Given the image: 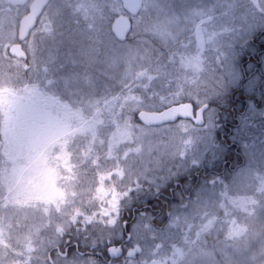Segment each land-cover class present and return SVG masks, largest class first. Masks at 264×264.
<instances>
[{
  "label": "trees",
  "instance_id": "1",
  "mask_svg": "<svg viewBox=\"0 0 264 264\" xmlns=\"http://www.w3.org/2000/svg\"><path fill=\"white\" fill-rule=\"evenodd\" d=\"M222 1L227 4V19L224 17L222 28L225 27L224 36L232 45L216 56L211 54L213 49L202 50L195 39L199 16L193 24L186 20L178 22L180 35L172 39L166 40L151 31L134 38L129 35L125 42L119 43L108 30L114 14L101 0H58L51 6V15L47 21L51 25L50 35L36 40L33 56L27 54L24 61L9 56L5 48L6 41L0 36V90L8 89L15 93L22 90L27 98L34 101L37 97L35 92H44L60 100L61 103L51 106L60 117L64 114L72 123L98 130V136L77 133L68 143L60 169L62 187L68 192L69 202L73 203L69 209L75 211L73 215L76 218L54 213L53 217L62 222L63 242L53 246L63 248L75 242L79 248L86 249L94 244L97 247L111 244L118 231L122 232L121 223L130 222L132 210L136 215L140 211L146 212L150 228L158 231L171 227L170 231L174 233L172 225H175L177 217L171 210L190 209L188 205L204 185L206 191L202 195L206 196L210 195L211 188L221 194L223 185L229 186L235 172L245 162L240 136L253 134V127L247 122L244 124L243 120L247 118V112L260 111L264 107V6L260 5V13L262 8L263 14L257 22L254 20L255 7L260 0ZM163 3L169 13L182 10V7L176 5L177 0H163ZM220 10L206 14L205 26L215 24L213 22L219 19ZM244 38L247 40L241 43ZM131 42L137 51L136 58L132 57L134 54L130 55L131 76L125 84H109L110 89L107 91H103V86L99 84L93 93L95 98L101 97L98 101L74 98L67 94V89L63 87L64 79L75 73V68H80L78 64L74 67L72 62L76 52H80L79 56L91 54L89 50L92 44H100L116 52L118 46ZM191 54H199L203 59L195 83V78L183 66L184 60ZM93 73L99 74V71L94 70ZM194 89L205 98L204 104L208 107L206 112L213 114L210 141L213 156L210 153V156H205L197 164L188 163L183 158L178 170L176 160L165 161V158H160L155 161L153 158L147 159V156L143 158L138 149L143 142L135 138L138 134L135 126L141 125L137 112L142 109L160 111L169 105L184 102L197 107L192 98ZM166 98H172V103L166 105L162 102ZM46 102L41 99L37 103L43 105ZM58 107L62 113L57 110ZM180 121L183 120L177 122ZM185 122L191 128H197L191 122ZM174 124L165 126L173 127ZM161 127L141 125L143 130H158ZM126 151L131 153L130 157L122 158ZM111 153H114L113 157ZM144 160L146 163L149 161L148 168L158 162L161 172L152 179L143 175L142 171L147 168ZM0 162L4 166L3 157H0ZM116 168H124L125 175L131 177V180L128 183L120 180L116 173L113 174ZM213 197H209L207 207L215 204V208L223 195H215L216 199ZM3 201L1 196L0 216L4 217L10 216L18 206L17 219L33 210L37 212L36 220L44 217H40L44 209L56 212L55 205L45 201H30L28 204L20 202L21 205H12L14 207L4 206ZM204 207L205 204L200 205L201 209ZM193 214L183 217L190 221ZM213 229L216 226L203 236V241L208 244ZM20 233V230L13 227L7 229V235L0 244L15 242ZM177 236L178 232L167 240L168 243L176 242ZM202 243L200 241V245ZM48 247L45 241L37 243V258L33 264H47L41 251Z\"/></svg>",
  "mask_w": 264,
  "mask_h": 264
},
{
  "label": "rangeland",
  "instance_id": "2",
  "mask_svg": "<svg viewBox=\"0 0 264 264\" xmlns=\"http://www.w3.org/2000/svg\"><path fill=\"white\" fill-rule=\"evenodd\" d=\"M57 1L52 0L48 5L41 20V30H37L28 40L21 41L28 55H32L37 44L35 41L37 33L44 32L47 23L45 21H48L51 15V6ZM101 1L110 7L114 16L123 13L118 0ZM176 5L182 7V10L169 13L165 10L163 0H143L140 14L132 18L130 37H138L152 31L169 40L180 35L181 28L178 22L186 20L193 24L194 19L199 16L195 39L202 50L213 49L211 54L216 56L232 45L224 36L225 27L222 28L227 19L226 2L224 4L222 0H177ZM184 5L187 7H183ZM260 5L264 6V0L257 2L255 7L254 20L257 22L264 13L262 8L260 13ZM24 8L12 7L6 0H0V36L6 41V51L10 44L17 42L16 23L18 15L24 12ZM217 9H221L219 19L213 22L215 24L205 26L206 14ZM257 22L254 23L255 26H258ZM246 40L244 38L240 42L244 43ZM131 45L132 42L118 46V50L112 52L106 46L92 44L89 50L91 54L80 55L82 59L79 56L80 52H76V58L72 59V62L74 67L78 64L80 68H75V73L65 77L63 87L67 89V94L74 98L98 101L101 97L95 98L93 93L99 84L103 86V91L110 89L109 84H125L126 79L131 76L130 55L134 54L132 57L136 58L137 50ZM201 62L203 59L199 54H191L183 62L186 71L195 78L193 83L197 82ZM120 67L122 68L119 69ZM262 69L264 70V58ZM94 70H98L99 74L93 73ZM35 93L37 97L34 101L27 98L22 90L16 93L8 89L0 90V157L4 158V166L0 162V197L3 196V205L8 207L21 205L20 202L28 204L30 201H45L49 205L54 204L56 212L44 209L40 216L44 217L36 220L37 212L33 210L17 219L20 207L18 206L12 210L10 216H0V242L6 237L7 229L13 227L21 231L15 242L0 244V264H33L30 256H35L38 252L37 243L45 241L46 245L48 243L49 246H53L63 242L62 222L53 217L54 213L68 214L71 215V219L76 218L73 215L75 211L69 209L73 203L69 202L68 192L62 187L60 167L64 163L63 157L67 152L68 143L75 134L98 136L97 128L72 123L64 114L60 117L51 107L52 104L61 103L60 100L41 91ZM199 94L202 93L197 89L192 92L193 102L197 106L204 104L205 100L203 95ZM41 99L49 101L41 105L37 103ZM172 101V98H166L162 102L169 105ZM262 104L264 106V102ZM57 110L62 113L59 107ZM212 115L209 111L204 113L205 124L197 128H191L185 121L177 122L173 127L163 126L158 130H143L141 125H136L138 134L135 138L143 142L142 146L138 147L141 156L153 158L155 161L160 158H165V161L176 160V169L180 167L183 158L187 159L188 163H199L205 156L213 154L210 144ZM246 115L244 121L253 127V134L240 136V143H244L242 146L246 161L235 172L229 186L223 185L221 194H217L211 188L209 196L202 195L206 187L204 185L200 188L194 198L200 202L197 204L192 202L189 205L194 213L189 219L191 223L187 218L177 216L175 225H172L174 233H171V227L157 231L150 228L147 222H141L131 228L134 240L142 246L146 257L161 259L164 264H264V107L253 113L251 110ZM258 143L259 146H256ZM260 144L263 146L260 147ZM130 152L126 151L121 157H130ZM112 155L114 153H111ZM143 163L147 168L142 174L150 179L161 172L158 162L153 163L155 165L153 167L151 165L150 168L148 160L147 163L145 160ZM124 171V168H116L113 174L116 173L120 180L128 183L131 177L125 175ZM215 195L223 197L217 201L215 208V204L207 207L209 197L214 196L213 199H216ZM202 204L206 207L201 209ZM221 213L223 218L220 221ZM57 214L55 215L58 216ZM215 226L214 235L217 234V242L208 244L207 241H203V236ZM177 230V241L169 244L167 240L175 236ZM117 234L116 238L120 232ZM200 241L203 242L201 245ZM45 250L42 251L43 255ZM55 261L57 264H70L68 260L58 257H55Z\"/></svg>",
  "mask_w": 264,
  "mask_h": 264
},
{
  "label": "water",
  "instance_id": "3",
  "mask_svg": "<svg viewBox=\"0 0 264 264\" xmlns=\"http://www.w3.org/2000/svg\"><path fill=\"white\" fill-rule=\"evenodd\" d=\"M11 6L27 5V13L19 20L17 37L18 39L28 38L30 32L36 26V23L44 9L51 0H6ZM123 10L122 14L116 15L110 23V33L113 38L122 43L126 41L130 35L132 22L131 19L138 16L143 7V0H118ZM8 54L16 59L24 60L26 53L21 44L13 43L8 48ZM207 110V105L204 104L197 108L189 102L173 104L165 107L160 111L139 110L137 119L144 127H159L169 124H174L178 120L190 121L195 126H203L204 112ZM139 246L135 245L126 252V256L133 257L139 253ZM118 253V249L110 248L108 256L114 257ZM146 264H162L158 259H152Z\"/></svg>",
  "mask_w": 264,
  "mask_h": 264
},
{
  "label": "flooded vegetation",
  "instance_id": "4",
  "mask_svg": "<svg viewBox=\"0 0 264 264\" xmlns=\"http://www.w3.org/2000/svg\"><path fill=\"white\" fill-rule=\"evenodd\" d=\"M50 3H51V1H50ZM48 5H47V7H48ZM12 7H17V8L25 7L24 12L17 19V23H16V39L18 42H14V43L21 44V41L28 40L33 35H35L37 30H39V29L41 30V28H40L41 24H42L41 20H42L45 12L47 10V7L42 12L41 16L39 17V19L36 23V26L33 28V30L30 32L28 38H26V39H18L17 29H18V23H19L20 18L25 13H27V5L12 6ZM45 22H47V20ZM109 27H110V24H109ZM108 30L110 32L109 28H108ZM50 32H51V25H50V22H47L45 24V27H44V32L39 31V33H37L38 37L36 38V40L44 39L47 35H50ZM21 46L25 52V48L23 47L22 44H21ZM16 60L20 61L18 59H16ZM24 60H21V61H24ZM244 120H243V123L245 122ZM241 144L244 145L243 142ZM260 145H261L260 147L263 146V144H260ZM256 146H259V143H258V145L256 144ZM245 161H246V156H245ZM192 202H196V200L193 199ZM171 211H172V213L175 214L176 217L177 216L183 217V215L185 216L186 214L192 213V210L187 209V208H185V209L184 208H177V209H174ZM222 218L223 217H222V213H221L220 214V221ZM175 221H176V218H175ZM141 222H144V223L147 222L148 223V214L146 212L140 211V213H138V215H136L135 211L132 210V217L130 219V222L123 221L121 223L122 232L119 234V237H117V238L114 237V235H113L114 241L111 244L108 243L107 245H100L98 247L96 246V244H94L91 247H88L86 249L84 247L79 248L78 244H76L75 242H72L69 246H66L63 248H60L59 246H49L48 249H46L44 251V257H45L46 263L47 264H57L55 261V257H58L62 260H68L70 262V264H146L148 261H150L152 259H158V258H150L149 259L148 257H146L145 253H144V249L142 248V246L137 241L134 240V235L131 233V228L134 226H138L139 224H141ZM128 227H129V230L127 231ZM215 230L216 229H213L212 233L209 232L210 233V244H214L217 242V239H218L217 234L214 235ZM222 234H223V232H222ZM220 237L222 238L221 234H220ZM221 238H220V240H221ZM135 245L139 246V248H140L139 253H137L133 257L126 256V252ZM110 248L118 249V253L116 256H114V257L108 256V250ZM41 253H42V251H41ZM36 258H37L36 255L32 256L33 263H36ZM158 260H160L161 263L164 264V262L161 259H158Z\"/></svg>",
  "mask_w": 264,
  "mask_h": 264
}]
</instances>
